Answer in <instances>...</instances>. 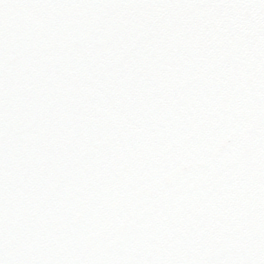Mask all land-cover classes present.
<instances>
[{
	"label": "snow or ice",
	"instance_id": "obj_1",
	"mask_svg": "<svg viewBox=\"0 0 264 264\" xmlns=\"http://www.w3.org/2000/svg\"><path fill=\"white\" fill-rule=\"evenodd\" d=\"M0 264H264V0H0Z\"/></svg>",
	"mask_w": 264,
	"mask_h": 264
}]
</instances>
